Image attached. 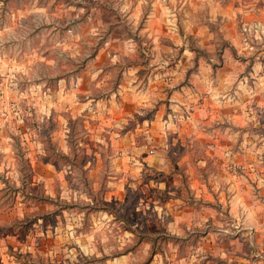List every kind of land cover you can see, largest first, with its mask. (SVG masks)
Instances as JSON below:
<instances>
[{"label":"rangeland","instance_id":"obj_1","mask_svg":"<svg viewBox=\"0 0 264 264\" xmlns=\"http://www.w3.org/2000/svg\"><path fill=\"white\" fill-rule=\"evenodd\" d=\"M219 1L231 8L238 38L235 48L230 47L231 60L223 77L233 88L219 92L220 98L228 95L236 114L252 117L253 124L236 128L204 118L210 123L201 131L210 134L226 125L264 134V0ZM119 4V0H0V264H143L151 243L130 236L124 230L127 225L153 238H176L174 243L158 240L152 258L158 263L228 264L249 259L248 252L203 248L206 232L211 230L209 222L190 226L181 235L171 234L168 223L158 216L163 203L154 188L147 196V191L128 185L105 184L113 176L111 141L106 133L114 122L99 126L104 119L93 118V111L101 107L83 109L88 93L76 92L80 87L76 84L89 60L113 36L132 40L127 47L149 54L151 47L143 35L150 5L143 2L136 12L122 11ZM225 46L229 44L221 43V48ZM220 56L216 60L222 64L225 59ZM197 60L179 85L192 84ZM117 67L109 61L102 66V77L90 87V96L96 99L110 94L119 80ZM216 67L211 66L213 73L208 77L213 84L217 82ZM59 88L71 92L69 97L76 100L66 101L64 95L57 98ZM202 95L209 96L207 92ZM208 145L196 156L181 157L183 165L191 166L203 157L206 180L213 167L212 157L206 154ZM251 158L264 161V155ZM228 164L225 170L233 179L244 176V167ZM185 175L181 173V178ZM86 185L92 191L87 192ZM35 197L51 202L38 203ZM93 198L109 210L88 211L86 206ZM207 202H199L198 210L211 206ZM214 239L229 240L226 236ZM93 240L102 244L89 249Z\"/></svg>","mask_w":264,"mask_h":264},{"label":"crops","instance_id":"obj_2","mask_svg":"<svg viewBox=\"0 0 264 264\" xmlns=\"http://www.w3.org/2000/svg\"><path fill=\"white\" fill-rule=\"evenodd\" d=\"M119 1L122 11L138 12L143 2L150 5L143 37L151 52H136L127 47L132 40L119 36L115 40L113 36L89 60L76 84L80 85L76 92L88 93L83 109L101 107L93 111V118L104 119L98 125L109 127L114 122L106 133L111 141L108 147L113 154L110 164L113 176L107 177L105 184L128 185L143 193L147 191V196L148 190L154 188L162 196L158 216L168 223L167 231L171 234L181 235L190 226L200 227L209 222L211 230L206 232L203 248L222 253L248 252L249 259L256 257L252 262L243 257L228 264H264V161L250 159L253 155H264V134L226 125L210 134L201 131L203 125L210 123L206 119L213 121V118L236 128L253 124L252 117L236 114L238 110L228 95L220 98L219 94L233 88L228 79H223L231 60L230 47L238 40L231 8L224 2L221 5L219 0ZM224 42L229 46L221 48ZM219 54L225 59L222 64L216 60ZM195 55H198L197 72L192 75V84L179 85L183 74L195 64ZM172 59L175 61L170 64ZM108 61L109 65L119 66V80L109 95L95 99L90 96V87L100 79L102 66ZM212 65L217 66L215 84L208 79L213 73ZM204 92L209 96L204 98ZM70 94L60 88L55 92L57 98L64 95L66 101L73 100ZM186 110L191 113L183 120ZM206 144L210 150L206 154L212 157L213 165L208 180L202 176L207 168L203 157L195 159L196 166L183 165L181 160L184 154H200ZM175 155L177 158H173ZM228 163L244 167V176L233 179L225 170ZM171 172L175 174L170 175ZM184 172L186 175L181 178ZM182 193L189 194V199L185 200ZM206 201L211 206L198 210L196 205ZM176 204L178 209L172 211ZM214 236H226L229 240H215ZM93 242L89 249L102 244L99 240ZM239 242L246 246L235 247ZM150 264L163 263L154 260Z\"/></svg>","mask_w":264,"mask_h":264},{"label":"trees","instance_id":"obj_3","mask_svg":"<svg viewBox=\"0 0 264 264\" xmlns=\"http://www.w3.org/2000/svg\"><path fill=\"white\" fill-rule=\"evenodd\" d=\"M197 58H198V56L195 55V61L197 60ZM62 157L63 158H68L67 156H64V155H62ZM86 188L88 190L87 192L92 191L91 190V187L89 185H86ZM35 200L38 203H48V202H51L48 198H45V197L40 198V199L35 197ZM86 208L88 209V211H92V212L93 211H108L109 210L107 207L101 206L100 203H99V201L96 200V198H93L92 203L90 205L88 204L86 206ZM109 214L112 215L114 213H113V211H109ZM36 219H41V217H36ZM124 229L126 231L132 233L133 235H135L137 237V239L139 240V242L145 241V242L151 243L149 257L146 259V261L143 264H150L152 262L153 256L157 254V251L155 249V246L158 243V240L160 241V240H162L164 238L163 239L164 241L165 240L166 241L171 240L173 243L176 241V238H174V237H168V236L167 237L166 236L164 237V236H161V237H158V238L157 237L156 238H153V237H150V236H147V235H142V234H140V232L136 228L132 229L131 226H128V225L125 226Z\"/></svg>","mask_w":264,"mask_h":264},{"label":"built area","instance_id":"obj_4","mask_svg":"<svg viewBox=\"0 0 264 264\" xmlns=\"http://www.w3.org/2000/svg\"><path fill=\"white\" fill-rule=\"evenodd\" d=\"M188 118H189L188 115L182 114V119L183 120H187ZM210 149L213 150L214 149V146L213 145H210ZM228 169H231V167H229Z\"/></svg>","mask_w":264,"mask_h":264}]
</instances>
